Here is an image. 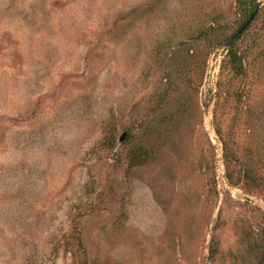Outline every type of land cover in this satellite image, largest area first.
I'll return each instance as SVG.
<instances>
[{"label":"rangeland","instance_id":"1","mask_svg":"<svg viewBox=\"0 0 264 264\" xmlns=\"http://www.w3.org/2000/svg\"><path fill=\"white\" fill-rule=\"evenodd\" d=\"M0 264H264V0H0Z\"/></svg>","mask_w":264,"mask_h":264},{"label":"trees","instance_id":"2","mask_svg":"<svg viewBox=\"0 0 264 264\" xmlns=\"http://www.w3.org/2000/svg\"><path fill=\"white\" fill-rule=\"evenodd\" d=\"M252 18V17H251ZM253 18H254V16H253Z\"/></svg>","mask_w":264,"mask_h":264}]
</instances>
